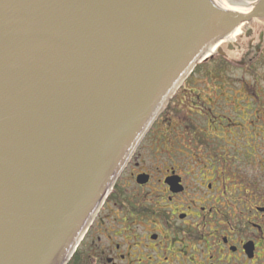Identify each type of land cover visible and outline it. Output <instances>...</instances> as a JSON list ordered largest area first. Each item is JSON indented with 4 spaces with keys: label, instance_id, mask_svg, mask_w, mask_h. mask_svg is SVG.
<instances>
[{
    "label": "water",
    "instance_id": "obj_1",
    "mask_svg": "<svg viewBox=\"0 0 264 264\" xmlns=\"http://www.w3.org/2000/svg\"><path fill=\"white\" fill-rule=\"evenodd\" d=\"M259 14L212 0H0V264H68L208 49Z\"/></svg>",
    "mask_w": 264,
    "mask_h": 264
},
{
    "label": "flooded vegetation",
    "instance_id": "obj_2",
    "mask_svg": "<svg viewBox=\"0 0 264 264\" xmlns=\"http://www.w3.org/2000/svg\"><path fill=\"white\" fill-rule=\"evenodd\" d=\"M247 4L260 14L211 46L183 84L201 69L212 92L189 94L188 154L173 142L172 156L149 163L136 149L79 264H264V0Z\"/></svg>",
    "mask_w": 264,
    "mask_h": 264
},
{
    "label": "rangeland",
    "instance_id": "obj_3",
    "mask_svg": "<svg viewBox=\"0 0 264 264\" xmlns=\"http://www.w3.org/2000/svg\"><path fill=\"white\" fill-rule=\"evenodd\" d=\"M200 72L201 69L196 71L192 75V80L188 81L185 85H182L179 88V90L176 92V95L174 96L176 98L172 100V104L168 107L167 111L165 113H161L160 116L168 120L165 121V123H160V121H158L159 123H155V121L149 131L145 134L140 145L137 148H140L138 150V153L136 154L138 158L146 159L147 162L150 163L155 162L153 159L164 158L169 154L170 156H172V153H168L167 149L170 150V147L174 146L173 144H171L173 142H181L179 144V147L182 149H179V151H185L188 154V151H186V149H183V146L186 142L190 141L192 133L193 114L191 113L192 102L189 94L192 92L191 90H193L194 88L196 89L197 87L199 88L198 91L202 96L203 94L212 93L205 88V85H210V83L207 81V78L205 76H201ZM232 75L238 76L239 72H233ZM199 79H201V81H204L202 82V86L196 85L200 81ZM193 97L196 96L193 95ZM171 120L173 123L172 126L169 127V125H167V122ZM163 143L168 144L166 145V147H163ZM135 153L136 152H134L133 155H135ZM81 250L82 246L78 248L77 259L79 258ZM71 263L79 264V261L71 260L69 264Z\"/></svg>",
    "mask_w": 264,
    "mask_h": 264
},
{
    "label": "bare ground",
    "instance_id": "obj_4",
    "mask_svg": "<svg viewBox=\"0 0 264 264\" xmlns=\"http://www.w3.org/2000/svg\"><path fill=\"white\" fill-rule=\"evenodd\" d=\"M212 1L219 8L227 12H232L236 14H246L252 10L251 9L252 7L249 4H247L249 0H212Z\"/></svg>",
    "mask_w": 264,
    "mask_h": 264
},
{
    "label": "trees",
    "instance_id": "obj_5",
    "mask_svg": "<svg viewBox=\"0 0 264 264\" xmlns=\"http://www.w3.org/2000/svg\"><path fill=\"white\" fill-rule=\"evenodd\" d=\"M77 257H78V256H77V254H76V255L73 257L72 260H73V261L77 260ZM73 263H74V262H73ZM71 264H72V263H71Z\"/></svg>",
    "mask_w": 264,
    "mask_h": 264
}]
</instances>
